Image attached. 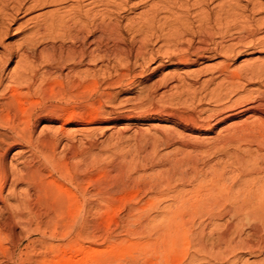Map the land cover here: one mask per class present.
Returning <instances> with one entry per match:
<instances>
[{
    "label": "bare ground",
    "instance_id": "6f19581e",
    "mask_svg": "<svg viewBox=\"0 0 264 264\" xmlns=\"http://www.w3.org/2000/svg\"><path fill=\"white\" fill-rule=\"evenodd\" d=\"M69 1H72L69 7L30 19L32 33L17 47L5 43L10 24L17 19L18 13H28L49 4L62 5ZM135 1L1 0L0 264H10V261L12 264H52L51 256H54L56 249L62 246L63 239L68 237L58 232L56 224L61 226L67 220H71L66 223L74 225L80 222L88 228L97 204L91 191L85 189L87 187L82 190L80 200L77 194L64 184L67 181L81 189L82 183L90 178L93 163L97 160L93 152L97 145L96 136L93 139L91 137L93 134L90 135L88 132L81 138L75 139L68 133L74 131L66 132L63 125L60 128L58 126L60 131L44 133L41 128L40 133L36 134L38 125L60 120L65 105L87 113L89 111L85 110L87 103L91 104L94 100V93L105 98L106 101H114L120 93L125 92L124 85H130L137 76L143 74L144 70L135 73V64L141 61L139 64L143 69L150 61L161 58L159 55L161 49L153 51L154 43L160 40L173 44L175 53L167 54L169 60L176 59L178 63L189 66L203 60L210 52H223L224 62L241 52H247L248 55L264 53V36H259L264 29V0H246L245 6L241 5L243 0ZM140 4H147L146 9L137 17L128 18L123 23V18H126L123 13L135 10ZM248 5L251 6L250 10L247 9ZM175 9L179 10L182 16L168 18L166 14H173ZM246 11L249 13H245ZM239 15L245 18L237 21L240 17L236 19V16ZM196 22L198 25L195 24ZM227 41L231 43L226 45ZM16 56L18 58L16 67L9 70L8 67ZM261 59L258 58L259 61L248 64L247 71L244 69L246 72L244 77L250 75V79L254 81L255 78L256 81L261 80L264 87V60ZM105 61L107 65L102 71L96 72L91 68L96 62ZM156 70V67L152 68V75ZM147 77L152 78L151 75ZM166 83L167 78L162 76L139 94L142 98H137L140 103L135 104L133 110L145 106L144 103L147 102L146 112L142 113L143 108H141L139 114L129 112L124 113L125 115H117L112 122L139 119L142 125L148 121H158L171 122L182 128V132L164 130L162 126L159 127V123L151 126L160 134L159 137L153 135L149 138L143 135V132L146 133L143 128L137 127L135 135L140 136L141 141L137 146L139 154H143L147 161L154 159L149 149L156 146L157 141L167 148L179 144L197 152V154L192 153L193 151L187 152L182 157L167 156L168 153L161 159L169 163L185 161L206 163L204 156H198L199 149L203 147L209 151L210 148L218 145H244L247 148L245 152L252 154L255 151L260 161L249 168L245 165V168L242 167L240 170L243 175H252V179H237L240 181L234 179L227 188L230 189L227 202L217 204L216 199L213 200L215 198L213 195L198 198L199 200L196 198L195 202L190 204L192 210L187 207L188 218L184 216L182 221L178 220V224H182L179 226L187 224L190 231L197 228L196 233H193L196 240L195 251L186 264H195L200 261V257L207 264H249L246 259V262L240 263L243 256L237 257L239 249L249 253L254 250L264 251V224L257 223L260 218H264V88H261V85V89L254 92L249 90V95L255 94L256 98L247 102L245 99L249 97H244L243 101L246 102L241 104L240 97L243 96L237 84L240 91L237 94L241 95L240 99L233 98L234 101L232 100L233 102L227 106L222 104L226 101L229 103L230 93L238 92L236 85L210 90L205 93V99L213 101L215 107L208 109V114L205 109L207 117L204 118L203 108L198 110L197 107H192L179 111L168 109L161 104L181 102L187 98L192 102L196 98L195 92L177 88L176 92L161 96L156 103L154 93L158 87ZM112 110H109L110 113ZM79 118L78 120L83 122ZM82 125H84L83 129H80L83 131L84 128L90 129L93 123L92 120L85 121ZM128 126L123 129L128 130L130 128ZM197 132L201 133V141L198 135L192 136ZM212 133L217 134L212 138L213 140L203 141L202 134ZM197 137L198 141L195 139ZM62 140H65V146L60 154ZM14 149L18 150L12 156L14 161L11 159L8 162L9 155ZM237 159L244 160L242 155H237ZM186 175H182L181 179L184 184L187 182ZM227 203L229 207H226ZM181 206L182 204L176 208L182 209ZM75 209L79 213L84 211V216L79 219L77 212H74ZM221 209L226 210L220 212ZM66 213H70L72 218L67 219ZM225 215L229 216L228 219L223 224H218L216 219L220 221ZM53 225L55 226L52 227ZM245 228L248 229L247 232ZM209 229L211 230L206 233ZM31 230L39 236L31 237L33 234ZM4 234L7 235L6 239H11L9 241L16 243L19 249L26 239L25 247L32 249L29 253L33 254L26 256L27 259L24 258L25 256L22 259L20 256H15L14 252L11 253L10 247L2 249ZM77 234L69 238V245L79 244L80 236L78 237ZM87 234L85 236H88ZM88 237L85 240L89 239ZM252 237L256 240L253 241ZM78 257L79 255L73 251L68 254L65 251L63 255L65 264L77 261ZM259 261L251 264H264L263 259ZM102 263L103 260L100 264Z\"/></svg>",
    "mask_w": 264,
    "mask_h": 264
},
{
    "label": "rangeland",
    "instance_id": "374dc122",
    "mask_svg": "<svg viewBox=\"0 0 264 264\" xmlns=\"http://www.w3.org/2000/svg\"><path fill=\"white\" fill-rule=\"evenodd\" d=\"M138 1L139 0H136L135 2ZM245 1L246 0L241 1V5L245 6V4H247ZM71 3L72 1L62 5L54 3L55 5L49 4L43 8H37L32 12L18 13L17 19L12 22L13 24H10L9 34L5 38V43L10 46L17 47L25 39V37L30 36L32 33V21L30 19L43 15V13L49 14L57 9L69 7ZM250 5H248V10L251 8ZM146 6L147 4H140V6L135 8V10L133 9L132 11L130 10L124 12L123 16L126 18H123V23H125L128 18L137 17L140 12L146 9ZM245 13H249V11H246ZM166 16L168 18H175L177 16L181 17L182 15L179 10L175 9L173 14H166ZM238 17H240V15L236 16V19ZM243 18H245V16L240 17L237 21ZM195 24L198 25V22ZM259 36H264V29H262ZM230 43V41H227L225 44L228 45ZM153 48L154 52L161 49L159 54L161 58L150 61L143 69L139 64L141 61L135 64V73L144 70L143 74L137 76L130 85H124L123 89H125V92L120 93L115 99L116 101H106L105 98L99 97L94 93V100L91 104L87 103L88 106L85 109L87 111L89 110L88 112L86 111L87 113L76 111L75 109H71L72 106L69 107L65 105L61 111L62 116L61 119L59 117L60 120L55 123H42L40 124L41 126H37L36 134L40 133L42 129L44 133L45 131L52 133L53 130L56 132L59 130L58 126L60 128V126L63 125L66 132L74 131L72 133H68H70V136H73L75 139L81 138V136H84L86 135L85 133L88 134L89 132L90 135L93 134L91 137L93 138L96 136L95 141L97 140V145L93 151L97 160L93 163L92 173L90 178L86 179L87 182L85 180V182L82 183L81 189L75 187L72 183L70 184V182L66 181L67 184L64 182L66 187L75 192L80 200L82 199V190H84L85 187H87L85 189H89L91 191V194L97 203L91 220L93 223L90 222L92 225L89 224L88 228L84 227L80 222H77V224L74 225L66 223L71 220H67L65 222L66 224H61V226L56 224L58 232L61 234L64 233L68 237L63 239L61 242L62 246L56 249L54 256H51L52 264H65V257L63 258L65 251L67 254L72 251L76 252V255H79L80 257L77 258V261L75 260L70 262L71 264H100L102 260L104 264H106L107 261L109 262L107 264H186L190 260V255L195 251L196 240L194 239L193 233H196L197 228H193L194 230L191 229L190 231L188 229L189 225L184 224L183 226H179V224H182H178V220L182 221V217L184 218V216L186 219L188 218L187 213L189 211L187 212V210L190 208V204L194 203V199L196 198V200H199L209 195H213L215 197L213 200L216 199L215 201H217V204H223L227 202V197L230 193V189L227 188L231 185L234 179H252V175H243L240 173V170L242 167L245 168V165L247 168L253 166L256 162L260 161V157L256 155L255 151H253L252 154L247 151L246 153L245 150L247 148H245L244 145H218L214 148H210L209 151L206 147H203L199 149L198 154H200L198 156H204L207 160L206 163L201 161H198L199 163H195V161H189V163L188 161L181 163H169L165 161V159L161 158L165 157L168 153L169 154L167 156L178 155L179 157H182L185 153L192 152L193 150L182 147L179 144H175L173 146L171 145V147L168 146L169 148H167L165 145L160 144L157 141L155 144L156 146L153 145V149L150 148L152 149L151 151L149 149V153L151 156L154 155V159H152V161H147L143 154H139L140 152L137 146L141 144V141L139 139L140 136L135 135L137 134L135 131L137 127L141 129L143 128L142 130L146 132H143V135H147L149 138L153 137V135L154 137H159L160 134L155 132L156 130L154 131L152 129L153 127H151L159 123V127L162 126L164 130L171 129L174 131L178 130L177 132H182V128L171 122L148 121L142 125V121L139 119L120 120L118 122L112 121H114V117L117 115H125L129 112H136L139 114L141 113V111H139L141 108H143L142 113L146 112V110H148L147 102L144 103L145 106L135 110H133L134 105L140 103L139 99L142 97H140L139 94H141L147 86L151 85L155 80L161 78L162 76L167 78V83L158 87L157 91L154 93L156 103H158L157 101L161 96L176 92L177 88L191 93L195 92L196 94V98L193 100L194 102H191V99L187 98L183 99L181 102L174 101L171 104H167L166 102L161 103L168 109H178L180 111V109L188 110V108L192 109V107H197L198 110L203 108V112L205 113L207 111L208 114V109L215 107V103L213 101L211 102L210 100H206L207 98L205 99V93L216 88H230L233 87V84L236 85L235 88H237L238 92L236 91L235 93H230L229 103L226 101L222 105L227 106L241 95L243 96L240 97L242 98V102H240L241 104L246 102L243 101L244 97H249L248 99H245L247 102L249 100H253L256 98V95H249L248 91L253 90L249 92H254L258 89L264 88L262 85L263 83L261 80L256 81V78V82L254 79H250V75H245L247 77L245 78L244 74H246V72L244 69L247 71L248 64H250V62L252 64L254 61H259L258 58H262L261 60H264V53L248 55L247 52H241L234 55L232 59L224 62L223 52H210L203 60H199L195 65L189 66L181 62L178 63L176 59L169 60L167 58L168 53H175L173 52L172 43L167 44L165 41L160 40L154 43ZM17 61L18 58L16 56L13 58V61L10 63L8 69H15ZM106 65V61L103 63L96 62L93 66H91V68L94 71L99 72L105 69ZM154 67H156L157 70L152 75V68ZM251 67L253 66L251 65ZM223 70L226 71L223 72ZM149 75H151L152 78H148L147 76ZM247 81H249V83ZM240 83H244V85L241 84L240 86ZM237 84H239V87L241 88V95L237 94L240 92ZM243 88H246V90ZM95 96H97V98ZM233 98L235 99L233 100ZM96 101H99V103ZM109 110H112L113 113L112 111L110 113ZM204 113H202V115L206 118L207 114ZM77 114L81 117L79 118ZM78 118L82 119L83 122L92 120L93 126H91L90 129L84 128L85 131H82L81 129H83L84 125H82L83 122L78 120ZM127 126L130 128H128V130H124L123 128H126ZM56 128L57 130H55ZM91 129L92 131H90ZM197 133H194L192 136L196 137L198 135L201 141V133ZM202 135L203 141H205L209 139L213 140L212 138L216 137L217 134L212 133ZM198 137L195 138L197 141L199 140ZM62 142L63 143H61L59 148V153L61 151L63 152V147L65 146V140H62ZM17 151V149L12 150L9 155L8 162H10L11 159L14 161V157L12 158V156ZM192 153L197 154L195 151ZM237 155H242L245 161L237 159ZM17 162H19V160ZM182 175L187 176V182L185 184L181 182L183 177ZM165 179L166 181H164ZM218 200L221 202H218ZM181 204L182 209L180 207V209L176 208ZM188 206L189 208H187ZM226 207H229L228 203L226 204ZM190 210L192 209L190 208ZM223 210L225 211L226 209H221L220 212ZM75 211L77 212V214L75 213L77 217L79 215V219L85 214L84 211H80L81 213H79L77 209H75L74 212ZM66 214L67 215H65V217L67 219H70V217L72 218V216L69 215L70 213ZM225 216L220 219V221L216 219L218 224H223L225 220L228 219L229 216ZM176 221L177 223L175 224ZM263 221L264 218H260L257 223L259 225H263ZM54 226L55 225L52 227ZM32 230L34 231V229ZM210 230L211 229L206 230V233ZM244 230L246 232L248 231L246 228ZM34 233L35 232H33V234ZM75 233H78V237L80 236L78 239L81 241L78 240V245H69L68 240ZM33 234H31V237L39 236L38 233ZM86 234L89 237L85 236ZM4 236L5 234L2 236V239L4 238L2 240V249L10 247V252H14L15 254H13L15 256H20L22 259L26 258V256L28 257L29 254H33L32 252L29 253L32 249L25 247V244L27 243L26 239L23 240L20 250L19 247L15 245L16 243L13 242V244L12 241H9L11 239H6L7 235L5 237ZM86 237L89 239L85 240ZM252 238L253 241L256 240L254 237ZM14 248L16 251H14ZM17 249L20 251H17ZM237 253V257L240 255L243 256H240V263H244L247 260V262L251 264L255 261L258 262L260 260L259 262H261L262 259L264 260V251L261 252L260 250H254L249 253L248 251L246 252L244 250L243 252V250L239 249ZM202 262L207 264L201 257L200 261H197L195 264H203ZM10 264H12V261H10Z\"/></svg>",
    "mask_w": 264,
    "mask_h": 264
}]
</instances>
